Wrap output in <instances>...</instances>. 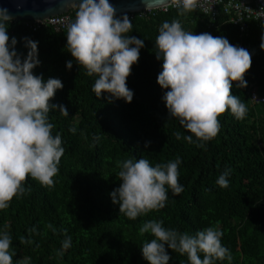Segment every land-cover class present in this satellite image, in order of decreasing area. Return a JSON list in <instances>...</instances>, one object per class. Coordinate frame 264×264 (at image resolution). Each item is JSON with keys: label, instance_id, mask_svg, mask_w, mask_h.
I'll return each instance as SVG.
<instances>
[{"label": "trees", "instance_id": "obj_1", "mask_svg": "<svg viewBox=\"0 0 264 264\" xmlns=\"http://www.w3.org/2000/svg\"><path fill=\"white\" fill-rule=\"evenodd\" d=\"M77 10L68 11L71 23ZM181 11L170 8L152 9L145 16L127 14L133 28L125 35L144 41L139 60L126 79L134 93L130 103L106 92L95 95L92 88L98 76H89L71 56L67 31H56L49 24L33 29L34 21L10 20L9 43L16 38L15 49L23 59L29 51L24 38L38 42L40 64L33 74L45 82L61 80L63 88L56 90L50 103L64 105L69 113H49L52 135H61L65 149L53 186L28 176L23 186L31 190L0 210V234L8 232L12 238L13 264L23 259L28 264H148L141 248L154 237L141 235L139 229L150 220L163 221L165 228L190 235L207 227L221 230V243L232 260L215 264H264V102L251 100L252 91L264 97V50L260 47L264 26L249 22L240 31L225 21V14L209 25L200 10L184 15ZM173 20L197 35L223 36L251 54L252 64L244 76L247 87L233 82L231 88V94L246 104L247 115L238 120L227 110L218 117L220 131L210 141H198L178 118H169L162 97L170 89L157 83L163 58H156L155 40L162 24ZM70 60L69 70L66 62ZM188 135L193 136V143L183 139ZM199 143L203 147H197ZM177 157L181 160L178 179L182 193L173 195L168 189L164 208L135 220L119 212V204L110 195L122 183L118 161L144 158L155 166ZM226 169H231L229 186L221 188L216 181ZM67 236H71V247L65 250L62 243ZM21 237L31 243H21ZM61 251L63 255H59ZM168 254L169 264H189L186 254L171 249ZM200 257L203 259V253Z\"/></svg>", "mask_w": 264, "mask_h": 264}, {"label": "clouds", "instance_id": "obj_2", "mask_svg": "<svg viewBox=\"0 0 264 264\" xmlns=\"http://www.w3.org/2000/svg\"><path fill=\"white\" fill-rule=\"evenodd\" d=\"M169 2L182 10L180 15L198 6L197 0ZM77 7L76 19L67 28L68 51L89 76H98L92 88L97 97L106 92L130 103L134 93L127 87L126 79L139 60L144 41L125 35L132 31V21L127 14L118 17L109 0H80ZM10 20L7 10L0 8V210L9 207L14 197L31 190L23 186L28 176L42 185L53 186L65 149L61 135H52L54 125L49 122V113L59 110L63 116L69 115L64 105L50 103L56 90L63 88L61 80L49 78L45 82L42 76L33 74L40 64L38 42L24 38L29 51L23 59L15 49L16 38L12 37L9 43ZM261 41L264 50V36ZM155 45L156 58H163L157 83L162 89H170L162 97L169 118H178L198 141H210L217 136L221 127L218 117L227 110L238 120L246 117V104L231 94V88L233 82L240 88L247 87L244 76L252 64L248 50L230 44L223 36L185 31L179 20L162 24ZM66 67L72 68L71 60L66 62ZM176 138H181L179 132ZM183 139L194 142L192 135ZM197 147H203V143ZM180 163L179 157L155 166L144 158L118 161L122 183L110 194L112 202L119 204V212L132 220L164 208L168 189L173 195L184 191L178 179ZM230 173L231 169H226L217 179V185L227 188ZM139 233L154 237L141 248L148 264H169L168 249L186 254L189 264L232 260L229 249L221 243L223 232L216 227L190 235L165 228L163 221L150 220L143 223ZM20 242L31 243L23 237ZM11 244L8 232L0 234V264H13ZM70 247L71 236H67L62 248ZM16 264H28V260Z\"/></svg>", "mask_w": 264, "mask_h": 264}, {"label": "built area", "instance_id": "obj_3", "mask_svg": "<svg viewBox=\"0 0 264 264\" xmlns=\"http://www.w3.org/2000/svg\"><path fill=\"white\" fill-rule=\"evenodd\" d=\"M197 8L207 16L209 25H212L218 16L225 14L226 22L232 23L238 27L240 31H244L249 22H256L264 26V0H197ZM177 9L176 6L170 4L160 6L158 10L167 11L168 9ZM152 9L139 11L140 15L145 16L151 13ZM71 13H63L50 16L47 19L34 21L33 29L38 28L41 24H49L56 31H67L71 24ZM251 100L253 102L263 101L264 97L259 96L255 91L251 92Z\"/></svg>", "mask_w": 264, "mask_h": 264}, {"label": "water", "instance_id": "obj_4", "mask_svg": "<svg viewBox=\"0 0 264 264\" xmlns=\"http://www.w3.org/2000/svg\"><path fill=\"white\" fill-rule=\"evenodd\" d=\"M117 15L155 9L169 0H109ZM80 0H0V8L6 9L11 20L37 21L50 16L78 9Z\"/></svg>", "mask_w": 264, "mask_h": 264}]
</instances>
